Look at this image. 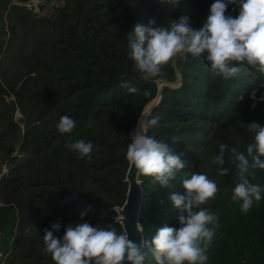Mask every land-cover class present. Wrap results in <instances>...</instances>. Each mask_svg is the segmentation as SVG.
Here are the masks:
<instances>
[{
  "label": "trees",
  "instance_id": "1",
  "mask_svg": "<svg viewBox=\"0 0 264 264\" xmlns=\"http://www.w3.org/2000/svg\"><path fill=\"white\" fill-rule=\"evenodd\" d=\"M31 1L0 0V263L54 264L44 229L60 222L54 235L62 238L89 206L85 221L125 233L117 209L127 198L130 134L156 102L146 119L159 118V125L147 135L182 154L185 166L163 187L139 175L144 240L164 225L179 227L170 195L185 192L183 178L204 173L219 188L204 205L220 224L207 264H264V199L241 212L242 202L232 200L235 164L226 153L229 172L221 176L213 163L220 144L246 152L248 123L264 125V77L242 66L238 78L225 80L206 60L177 56L162 80L145 81L127 54L135 24L155 19L154 26L169 27L187 14L199 29L213 0H57L45 12ZM223 2L226 15L238 16V6ZM125 80L139 91L122 88ZM63 115L77 123L70 134L54 127ZM79 140L93 144L91 160L69 147ZM256 174L252 182L264 185V170ZM143 251L144 264H156Z\"/></svg>",
  "mask_w": 264,
  "mask_h": 264
},
{
  "label": "clouds",
  "instance_id": "2",
  "mask_svg": "<svg viewBox=\"0 0 264 264\" xmlns=\"http://www.w3.org/2000/svg\"><path fill=\"white\" fill-rule=\"evenodd\" d=\"M161 4L176 6L180 0H160ZM239 8L236 17L226 15L227 4L214 0L210 15L199 29L192 26L189 15L173 19L169 27H156L155 19L147 26L137 23L126 35L128 56L134 61L142 78L163 79L165 65L177 56L198 60L204 56L211 71L225 80L238 78L242 66L254 70L264 77V0H230ZM129 93L139 91L128 81L121 84ZM144 95H149L145 90ZM159 125V118L146 119L138 127L126 151V159L134 165L139 175L149 177L151 182L168 186L184 168L181 155L174 154L163 141L147 135L149 128ZM77 126L69 115H63L55 129L61 134H70ZM50 127H52L50 125ZM248 132L253 136L245 151L227 144L219 145V153L213 163L219 175L225 176L229 169L225 159L235 164L237 183L233 188L232 200L240 203L241 212L247 214L254 203L264 199V185L253 183L257 169L264 170V125L252 121ZM81 158L89 160L93 144L79 140L69 145ZM183 194L172 193L170 199L178 209L179 227L164 225L151 240H131L127 233H118L109 225L93 226L84 220L90 210L80 213V221L65 226L62 238L54 235L61 223H52L44 229V251L51 255L54 264H144L145 247L151 251L156 264H207L208 251L220 227L218 214L204 207L215 200L219 191L217 182L204 173L193 172L183 178Z\"/></svg>",
  "mask_w": 264,
  "mask_h": 264
},
{
  "label": "water",
  "instance_id": "3",
  "mask_svg": "<svg viewBox=\"0 0 264 264\" xmlns=\"http://www.w3.org/2000/svg\"><path fill=\"white\" fill-rule=\"evenodd\" d=\"M213 2L214 0L209 5L206 19L210 15V7ZM206 55L207 53L205 52L198 60H193L189 55L187 59L184 58V60L187 63H192V64L198 63L199 61L204 59V56ZM155 104L156 102L152 104L141 115L138 122L140 121L141 123L145 117L147 118V115L150 113V111L152 110ZM137 127H138V124H137ZM126 181L128 183L127 198H126L124 205L117 209L119 213V217L117 219L120 221L121 225L123 226L125 233L129 235V238L139 243L141 239H144L142 229L139 223V215H140V210H141V206L143 202L144 192L141 186V182L139 180V174L136 172L134 165H131V164L129 165Z\"/></svg>",
  "mask_w": 264,
  "mask_h": 264
},
{
  "label": "rangeland",
  "instance_id": "4",
  "mask_svg": "<svg viewBox=\"0 0 264 264\" xmlns=\"http://www.w3.org/2000/svg\"><path fill=\"white\" fill-rule=\"evenodd\" d=\"M31 5H33L34 11L43 10V12L48 11L49 8H51L52 5L57 3V0H32ZM146 119V117H145ZM146 121V120H145ZM6 171V169H5Z\"/></svg>",
  "mask_w": 264,
  "mask_h": 264
},
{
  "label": "built area",
  "instance_id": "5",
  "mask_svg": "<svg viewBox=\"0 0 264 264\" xmlns=\"http://www.w3.org/2000/svg\"><path fill=\"white\" fill-rule=\"evenodd\" d=\"M27 5L29 6V7H34L33 5H31V3H27ZM1 262V261H0ZM1 264V263H0Z\"/></svg>",
  "mask_w": 264,
  "mask_h": 264
},
{
  "label": "bare ground",
  "instance_id": "6",
  "mask_svg": "<svg viewBox=\"0 0 264 264\" xmlns=\"http://www.w3.org/2000/svg\"><path fill=\"white\" fill-rule=\"evenodd\" d=\"M142 124H145V118H144V120H142V122H141Z\"/></svg>",
  "mask_w": 264,
  "mask_h": 264
}]
</instances>
